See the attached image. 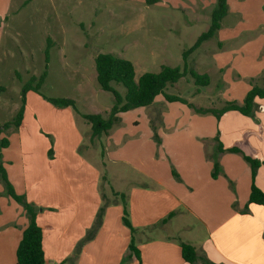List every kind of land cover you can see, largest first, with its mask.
I'll use <instances>...</instances> for the list:
<instances>
[{
  "label": "crops",
  "instance_id": "obj_1",
  "mask_svg": "<svg viewBox=\"0 0 264 264\" xmlns=\"http://www.w3.org/2000/svg\"><path fill=\"white\" fill-rule=\"evenodd\" d=\"M187 1L193 11L209 6L213 12L216 7V0ZM2 2L0 15L5 12ZM228 5V15L214 37L223 52L214 49L206 54H213L219 72L225 66L223 60L233 52L246 63L257 62L247 76L257 78L251 80L253 83L263 82L264 66L259 65L264 59V0H228ZM247 34L250 41L243 43L240 38ZM223 83L233 89L232 101L223 102L239 104L252 85ZM187 100L198 108L220 109L223 105L202 107ZM165 103L159 96L151 105L157 104L156 108L134 109L143 110L138 114L142 121L124 123L125 113H121L108 134L94 140L91 125L82 117L90 125L93 144L101 139L103 158L119 170L113 173L112 185L101 172L100 163H86L84 154L62 153L59 169L50 172L56 173L49 178L56 184L27 192L28 202L46 209L38 214L45 264H138L136 259H128L133 236L142 264H190L182 258L181 243L196 249L197 264H205V259L213 264H264V205L250 203L253 184L264 193V99L256 100L258 121L237 111L217 120L182 103ZM154 111L163 112L150 120ZM217 137L224 149L237 147L261 162L255 177L242 155L217 152ZM54 157L58 160V155ZM107 182L112 186L110 191ZM116 194L126 198L129 219L137 230L134 235L123 224V205ZM10 199L0 198V264H17L16 251L29 225L17 202L3 213ZM104 203L108 205L102 227L78 250Z\"/></svg>",
  "mask_w": 264,
  "mask_h": 264
},
{
  "label": "rangeland",
  "instance_id": "obj_2",
  "mask_svg": "<svg viewBox=\"0 0 264 264\" xmlns=\"http://www.w3.org/2000/svg\"><path fill=\"white\" fill-rule=\"evenodd\" d=\"M201 1L197 0V3ZM188 2L3 0L5 12L0 15V88L4 91H0V127L12 122L22 106L24 111L21 126H11L2 133V137L9 140V146L0 149V163L17 194L28 200V191H43L46 185H55V181L49 178L56 173L50 172L53 168L59 169L60 154L71 152L81 157L84 154L82 158L86 163L96 166L100 163L101 172L112 184L113 173L119 170V166L103 158L101 139L93 144L90 125L82 119L86 114H101L106 118L115 104L114 96L102 90L97 81L95 59L99 54H114L130 61L135 68L136 80L145 73H159L163 66L183 68L184 53L201 34L209 30L212 16L209 6L198 12L193 11ZM248 36L242 35L240 40L247 43L250 41ZM214 49L223 52L218 50L216 38L205 42L187 58L189 70L196 69L200 75H205L210 69L208 76L211 84L208 88L197 87L188 73L178 83L168 85L165 93L185 97L202 107L219 108L225 105L223 101H232L233 89L223 82L232 86L241 82L248 86L253 83L252 79H257L247 76L257 62L246 63L247 60H241L236 52L223 60L225 66L222 72L217 71L213 54H206ZM210 63L212 68H207ZM262 63L259 68L264 66V59ZM44 72H47V77L40 92L28 91L23 100L24 86L31 77L39 78ZM262 83L254 82L257 85ZM113 86L121 94L126 93L123 85L113 83ZM49 98L73 99L76 107H57ZM165 104L168 106V103ZM152 106L144 108H149L148 111L156 108L157 104ZM142 112L134 110L125 113L124 123L142 121L144 118L138 117ZM162 112L154 111L150 120L159 118ZM251 119L258 121L256 115ZM54 155H58V160ZM103 162L106 167H103ZM107 184V191H110L112 186ZM36 187L40 188L36 190ZM0 198H10L1 180ZM30 203L36 206L39 214L46 210L34 202ZM8 204L3 213L17 203L10 199ZM104 207L100 228L107 212V205ZM94 225L95 222L85 236L92 234L93 228H96Z\"/></svg>",
  "mask_w": 264,
  "mask_h": 264
},
{
  "label": "trees",
  "instance_id": "obj_3",
  "mask_svg": "<svg viewBox=\"0 0 264 264\" xmlns=\"http://www.w3.org/2000/svg\"><path fill=\"white\" fill-rule=\"evenodd\" d=\"M148 3H154L155 0H146ZM229 5L228 0H216V7L212 12L211 25L207 32L201 34L195 44L184 53V66L182 67H169L163 66L159 73H145L138 80H136V73L134 65L119 56L114 54H99L95 59V66L97 72V81L102 90L111 93L114 96L115 104L111 108L108 117H103L101 114H86L83 118L91 125L92 140L101 138L103 135L108 134L112 127L120 120L118 115L126 113L128 111L151 106L157 97L162 96L167 103H182L192 108L196 113L206 115L212 114L217 120H220L223 115L229 111H237L240 114L247 117H255L257 104L256 100L264 99V81L261 85L252 83L251 89L246 94L243 103L227 102L220 109H206L198 108L194 104L189 103L187 99L178 96L165 93V89L168 85L178 83L180 79L186 76L188 73L194 80L197 87H206L210 81L208 76L200 75L195 70L188 69L187 58L192 52L196 51L204 42L214 38L221 28L222 20L228 15ZM49 50H46V60L48 61ZM47 77V72H44L39 78L33 76L30 81L24 86L23 100L25 94L28 91L40 92L42 84ZM113 83L121 84L125 87L126 93L121 94L114 86ZM0 91H4L0 88ZM49 101L57 107H76L73 99L66 98H49ZM24 107L19 110L17 116L12 122H7L0 127V149H6L9 146V140L6 137H2V133L14 126L19 128L23 117ZM217 141L218 153H236L243 156L244 160L250 164L255 177L257 169L261 166V162L247 156L241 149L233 147L230 149H224L223 145ZM1 159V154H0ZM214 176L218 171V163L214 165ZM0 180L3 182L7 195L14 201L23 206L27 215L29 225L25 229L22 239L18 245L16 251L17 264H45L46 258L43 248V231L38 224L39 210L36 206L27 201L26 197L19 195L15 192L14 187L8 180L5 170L0 163ZM121 197L123 209V224L129 228L134 235L136 229L132 226L129 219L128 204L124 194H116ZM250 203L257 205H264V193L258 189L255 184L252 185ZM108 205L105 203L104 206ZM102 207L99 210L97 221L95 222L96 228H93L92 234H87L85 239L78 245V250L84 243L93 239L101 226V216L104 212ZM172 215V214H171ZM170 215V216H171ZM168 219H165V223ZM182 258L185 262L190 264H197L198 255L196 249L186 243H181ZM128 259H136L138 264H142L141 251L136 246L134 236L128 247ZM205 264H213L208 260H204Z\"/></svg>",
  "mask_w": 264,
  "mask_h": 264
}]
</instances>
